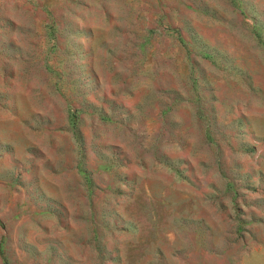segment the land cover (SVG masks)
Listing matches in <instances>:
<instances>
[{"label": "rangeland", "instance_id": "1", "mask_svg": "<svg viewBox=\"0 0 264 264\" xmlns=\"http://www.w3.org/2000/svg\"><path fill=\"white\" fill-rule=\"evenodd\" d=\"M264 264V0H0V264Z\"/></svg>", "mask_w": 264, "mask_h": 264}, {"label": "trees", "instance_id": "2", "mask_svg": "<svg viewBox=\"0 0 264 264\" xmlns=\"http://www.w3.org/2000/svg\"><path fill=\"white\" fill-rule=\"evenodd\" d=\"M5 264H9L7 260H5Z\"/></svg>", "mask_w": 264, "mask_h": 264}]
</instances>
